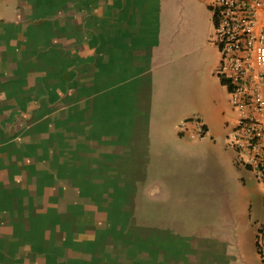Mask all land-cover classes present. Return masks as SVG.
Wrapping results in <instances>:
<instances>
[{
  "label": "crops",
  "instance_id": "0c3cea01",
  "mask_svg": "<svg viewBox=\"0 0 264 264\" xmlns=\"http://www.w3.org/2000/svg\"><path fill=\"white\" fill-rule=\"evenodd\" d=\"M210 9L208 0H0V264H251L241 231L232 263L225 250L180 257L161 250L186 244L188 228L214 217L217 226L253 229L255 247L264 224V189L228 141L238 113L218 75L220 49L208 38ZM79 66L88 76L76 72ZM70 84L78 85L81 101L76 107L68 100L59 111L63 130L66 107L86 111L79 115L89 114L87 124L95 126L86 133L94 156L89 169L81 152L71 179L51 157L36 161L34 143L28 149L39 101L50 85L66 98ZM86 84L94 96L88 106L80 91ZM113 116L119 129L108 120ZM192 116L207 123V136L179 133V123ZM83 125L75 120L72 149L86 139L75 132ZM93 131L103 132L99 140ZM60 147L57 156H70V147ZM112 176L134 179L137 195L153 197V225L183 233L154 236L158 250L136 257L119 249L112 255L111 244L98 247L108 222L96 205L114 207L119 217L127 207L111 196L128 193L112 182L86 190L77 181ZM197 243L219 249L214 239Z\"/></svg>",
  "mask_w": 264,
  "mask_h": 264
},
{
  "label": "rangeland",
  "instance_id": "374dc122",
  "mask_svg": "<svg viewBox=\"0 0 264 264\" xmlns=\"http://www.w3.org/2000/svg\"><path fill=\"white\" fill-rule=\"evenodd\" d=\"M217 0H208V6L209 8L212 7V5H215ZM203 9V7H202ZM211 10V9H210ZM201 12V11H199ZM213 12V11H212ZM211 12V13H212ZM204 13V9H203ZM214 18V14L212 16ZM206 34L207 32L204 30V35L201 37L203 39H206ZM208 38L211 39L213 42L216 40V25L215 21L211 24L209 33H208ZM200 39V38H198ZM201 39V41L203 40ZM216 43V42H215ZM218 46V45H217ZM76 72L80 75H85L88 76V68L87 67H82L80 66L76 69ZM49 87V95L47 98H43L41 101H39V109L33 111V118L28 124V136L32 135V137H28V149L30 148V145L34 143V148L35 150L33 153L35 154L38 159L36 161H41V158H46L51 157L52 161L51 164L53 163L54 166L57 165L58 168H60L61 171L65 173L64 177L65 178H72L74 176L75 170L79 168V164L77 163V156L79 157V154L81 152H84L83 158L86 162V166L89 169V163L88 159L91 157L93 158L94 156L91 155L92 153V142L89 143V138L86 133L89 134V130L91 127H95L93 125L87 124L89 114H84L82 117L79 115L80 113H86V111H70L72 107H66L68 112V116L66 115V120L65 122L68 124V126L65 127V130H63V122H61V117H60V110L63 109L64 104L69 100L71 105L75 104L77 105L80 104V96L79 92L76 90L78 87L77 84L73 85L70 84V89L69 93L66 95V98L62 99V97H59L56 94L57 90V85H50ZM82 88L80 89L81 91V96L82 98H85L82 100V103L85 102V104L88 106L92 102L91 99H94V96L90 95L89 91L87 90L88 84L82 85ZM67 92V88L65 89ZM43 94V90L41 92ZM99 93V92H98ZM103 93H101L102 95ZM79 98H76L77 96ZM63 104V105H62ZM74 106V107H75ZM84 109V108H83ZM88 113V112H87ZM81 118L83 120V128L78 129L77 133L81 132L85 136V140L82 141L81 146L78 144L76 147L72 146L74 144V136L75 133H73L74 130V123L75 120H78V118ZM85 117V118H84ZM84 118V119H83ZM119 117H112L111 119L109 118V122L111 121L112 124L117 125V129H119ZM110 122V123H111ZM79 123V121H78ZM99 124V123H98ZM57 125V127H55ZM80 124H77L79 126ZM104 123H102V126ZM76 126V127H77ZM85 130V132H84ZM23 131V130H22ZM94 132V131H93ZM103 133V132H102ZM101 133V134H102ZM95 136L93 138V141H97L100 139L101 134L100 133H95ZM103 136V135H102ZM102 137L101 139H103ZM44 144L46 147L43 149ZM61 144L60 151L61 150H66V147H70L69 152L70 156L68 155L66 158H63V153L61 151V154L59 153L58 155V148L59 145ZM134 147L136 146V141H133ZM77 148V150H75ZM74 150L76 152V155H74ZM42 153V157H41ZM32 156H34L32 154ZM81 160V158L79 157ZM124 159V158H123ZM83 164H81V167ZM97 166H103V164L97 163ZM41 167V166H39ZM39 171H42V169H39ZM88 175V174H87ZM95 176V175H94ZM114 176V175H113ZM112 176V180L109 178L104 179V177H97L94 179H83L81 181H77L84 189H92L94 185H97L98 187H102V190L107 188L110 183L112 182V188L114 189H120V188H125L126 190H123V192L128 193L127 196H119L118 192L114 190L113 197L111 196V203H116V201H119V204L121 206L119 207H127L126 210L122 212L119 217L116 214V210L113 207L111 211H103L105 208L102 204H97V209L99 210L98 212H103L105 214V220L106 223L108 222V225H105L106 227H102L101 230L99 231V237H107L105 238L103 242L98 241L97 246L104 248V246L108 247V244H111V250H112V255L119 256L120 253L128 254L130 256L134 255V257L137 256L138 253L144 252V253H149V252H156L158 250L157 248V243L156 239L154 236L161 234L162 236L168 237L171 236L175 238L176 236L182 234L183 232H180L178 230H175L173 228H167V227H157L153 225L154 221V216L156 213L151 210V205H153V197L151 195H142L139 196L136 193V183L135 180H118L114 179ZM76 181V180H75ZM258 182V181H257ZM132 183L131 187H126ZM259 185V184H258ZM101 190V192H102ZM196 202V197H188V200ZM204 199V197H203ZM187 202L189 203L190 200ZM127 202L126 205L124 203ZM105 203H108L106 201ZM123 205V206H122ZM147 205L148 208H147ZM145 206V207H144ZM201 207V206H200ZM102 210H100V209ZM139 208V210H138ZM212 215H215L214 212H211ZM115 216L119 218L115 219ZM111 217L112 220L109 218ZM198 223H204L208 224L207 226L205 225L204 227H191L188 228V233L190 237L188 238L189 240L187 241L186 244H177L176 247H172L171 249L168 248V245H162V251H170V252H176L177 257H180L183 252L187 253H200V252H216V251H223L225 252H230L231 255L230 257L227 258L229 263L233 262V259H235L234 254L237 253V245H238V235L239 231H241L242 236L247 238L246 246L243 249L245 252H248L246 255V258L251 262V264H264V260L258 250L257 246V232L255 236V243H256V249L254 247L253 241L251 240L252 238V231L253 229L247 227V228H242V229H237L234 227H223V226H217L216 218L208 219L206 222L203 220L196 221ZM220 223V222H219ZM104 226V224H102ZM184 236V235H183ZM248 237L250 240H248ZM103 239V238H102ZM198 239H205V241L209 240H217L219 245V249L217 250L216 247L213 245L206 246L204 244H199L197 243ZM100 242V243H99ZM119 249V252L117 251ZM121 254V255H124ZM107 259L110 258L109 255H106ZM114 258V257H113ZM131 262V261H129Z\"/></svg>",
  "mask_w": 264,
  "mask_h": 264
},
{
  "label": "built area",
  "instance_id": "2783aa9c",
  "mask_svg": "<svg viewBox=\"0 0 264 264\" xmlns=\"http://www.w3.org/2000/svg\"><path fill=\"white\" fill-rule=\"evenodd\" d=\"M211 9L221 53L218 75L238 113L228 141L237 150L238 161L255 172L264 189V0H217ZM178 130L192 139L209 133L200 116L182 120ZM256 242L264 260V224Z\"/></svg>",
  "mask_w": 264,
  "mask_h": 264
},
{
  "label": "trees",
  "instance_id": "16d2710c",
  "mask_svg": "<svg viewBox=\"0 0 264 264\" xmlns=\"http://www.w3.org/2000/svg\"><path fill=\"white\" fill-rule=\"evenodd\" d=\"M222 81L225 83V80L224 79H222Z\"/></svg>",
  "mask_w": 264,
  "mask_h": 264
},
{
  "label": "bare ground",
  "instance_id": "6f19581e",
  "mask_svg": "<svg viewBox=\"0 0 264 264\" xmlns=\"http://www.w3.org/2000/svg\"><path fill=\"white\" fill-rule=\"evenodd\" d=\"M14 219V218H13ZM3 231V230H2ZM8 236H9V233H8ZM8 243V242H7Z\"/></svg>",
  "mask_w": 264,
  "mask_h": 264
}]
</instances>
